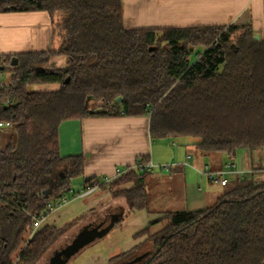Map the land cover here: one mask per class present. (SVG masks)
<instances>
[{"label":"trees","instance_id":"16d2710c","mask_svg":"<svg viewBox=\"0 0 264 264\" xmlns=\"http://www.w3.org/2000/svg\"><path fill=\"white\" fill-rule=\"evenodd\" d=\"M37 10L51 17L53 49L0 55V118L11 122L0 133V264H36L74 223L45 224L23 247L30 213L84 176L83 156L60 154L64 121L149 115L152 140L187 139L229 159L264 149V36L255 40L250 27L129 29L123 0H0V12ZM198 46L205 50L192 61ZM58 56L66 65L52 63ZM149 174L132 168L86 188L124 198L130 216L148 210ZM255 174L232 175L212 207L155 217L134 235L145 240L107 264H264V179Z\"/></svg>","mask_w":264,"mask_h":264},{"label":"crops","instance_id":"0c3cea01","mask_svg":"<svg viewBox=\"0 0 264 264\" xmlns=\"http://www.w3.org/2000/svg\"><path fill=\"white\" fill-rule=\"evenodd\" d=\"M123 16L129 29L235 25L250 27L259 35V40L264 36V0H123ZM53 47L48 12H0V55L48 53ZM52 63L63 66L67 59L58 56ZM58 134L63 157L81 155L85 159L84 176L76 182L77 192L86 189L90 179L108 183L134 168L143 157L152 161L156 168L146 180L149 203L146 211L154 217L214 206L226 191L232 175L226 176L228 184L223 186L219 180L210 179L209 173L222 171L228 162H234L239 171H255L258 179H264V149L240 150L235 158L229 159L222 153H202L187 139L170 138L174 142L169 145L154 142L149 115L71 119L62 122ZM164 164L175 166L170 170L161 169ZM95 185L98 188L91 194L102 189L99 184ZM90 207L96 209L98 201ZM113 216H117V222L127 218L128 211L121 206ZM101 222H89L83 228L107 221Z\"/></svg>","mask_w":264,"mask_h":264},{"label":"rangeland","instance_id":"374dc122","mask_svg":"<svg viewBox=\"0 0 264 264\" xmlns=\"http://www.w3.org/2000/svg\"><path fill=\"white\" fill-rule=\"evenodd\" d=\"M204 50V47L198 46L195 53L192 54L191 60L195 61L197 53H202ZM3 79L5 80V78ZM153 141H163L167 145L174 142L170 139ZM78 180L79 179H76L72 183L70 196H72L73 191L77 192L75 189H77L76 182H78ZM130 185L131 184H126L121 187L114 186L112 190H120L122 187ZM102 189L89 196L74 199L63 207H57L49 214L45 223L50 226L63 227L73 221L74 223L69 226L65 232L62 233L59 238L44 252L36 264H47L53 253L56 250L70 244V242L77 235L78 231L81 230L85 224L96 221H107L108 223L111 219V214L118 211L119 207L122 206L128 210V206L124 198L114 197L108 189ZM83 190L81 189L79 191L82 192ZM106 190L108 191V194L105 192ZM95 201H98V207L91 210L90 204ZM85 214L89 215L84 216ZM154 218L155 217L153 215L148 214L145 210L137 211L131 214L112 228L107 235L83 247L77 254L70 257L66 264H107L112 256L128 251L145 240L147 237L146 235H143L138 239H135L134 235L144 229ZM165 223L166 221L162 224L156 225L152 228V231L155 232L162 229L165 226ZM150 246L151 244H147L143 246L141 250L145 251L150 248ZM17 254L18 252L13 255V260L15 262L18 260Z\"/></svg>","mask_w":264,"mask_h":264},{"label":"built area","instance_id":"2783aa9c","mask_svg":"<svg viewBox=\"0 0 264 264\" xmlns=\"http://www.w3.org/2000/svg\"><path fill=\"white\" fill-rule=\"evenodd\" d=\"M4 76L2 74H0V88H2L5 85V80L3 79ZM2 101L0 100V106H1ZM11 103L10 99L6 100L5 105L8 106ZM11 126V122L9 121H5L2 120L0 118V133H2L4 130L10 128ZM174 164H167V165H161L160 168L161 169H167L170 170L172 168H174ZM156 168V165L152 163V161L148 160V161H139L135 164L134 169L140 171V172H152L154 169ZM246 172L244 171H239L236 168V165L234 162H228L225 165V168L220 171L217 172L216 174L213 173H209V178L212 180H219L220 183L225 186L228 184V178H226L227 175H240L243 176ZM98 188L97 185H94L92 187H88L86 189H84L82 192H73L72 196L66 195L63 196L57 200H53L50 201L46 208L39 212V213H35L32 214L30 213V216L32 218V224H31V229L30 232L28 233V235L26 236V241L23 245V247L25 248L27 243L31 240V238L46 224V220L49 216V214L51 212H53L57 207H63L64 205L68 204L69 202H71L74 199L77 198H83L86 197L87 195L93 193L96 189ZM0 196L1 193H0Z\"/></svg>","mask_w":264,"mask_h":264},{"label":"water","instance_id":"95a60500","mask_svg":"<svg viewBox=\"0 0 264 264\" xmlns=\"http://www.w3.org/2000/svg\"><path fill=\"white\" fill-rule=\"evenodd\" d=\"M255 40H259L258 34H255ZM191 51H193V48H191ZM17 62H18L17 59L14 58L12 61V65H16ZM69 80H70V78L68 77L66 79V82H68ZM90 100H93V97H89L87 99V101H86L87 104H89ZM121 102H122V98L118 97L116 99V103H121ZM47 193H48V191H45V194H47ZM116 220H117V216H113V217H111L110 221L106 225L100 224V225H97L96 227H93V228H90V227L84 228L74 238L73 242L69 245V247H67V249L65 250L64 254L66 255V260H64V262L62 264H66L70 257L77 254L87 244H90L91 242H94L97 239H100V238L104 237L105 235H107L110 232V230L115 227ZM139 259H141V257ZM137 260H135V261H137ZM135 261H133V262H135ZM133 262H131V263H133Z\"/></svg>","mask_w":264,"mask_h":264},{"label":"flooded vegetation","instance_id":"af4514ba","mask_svg":"<svg viewBox=\"0 0 264 264\" xmlns=\"http://www.w3.org/2000/svg\"><path fill=\"white\" fill-rule=\"evenodd\" d=\"M110 221V220H109ZM101 223H105L104 221L103 222H101ZM106 224H108L107 222L104 224V225H106ZM103 225V226H104ZM102 226V227H103ZM84 229V228H83ZM82 229V230H83ZM81 230V231H82ZM80 231V232H81ZM80 232H78L77 233V235L80 233ZM76 235V236H77ZM75 236V237H76ZM74 237V238H75ZM74 240V239H73ZM73 240L70 242V244L73 242ZM70 244H68V245H66L65 247H63V248H61V249H59V250H56L55 252H54V254L50 257V259H49V263H47V264H62L63 262H64V260H66V255L64 254V252H65V250L67 249V247H69V245Z\"/></svg>","mask_w":264,"mask_h":264}]
</instances>
